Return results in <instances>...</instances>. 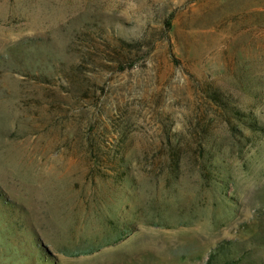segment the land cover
Masks as SVG:
<instances>
[{
  "label": "rangeland",
  "instance_id": "rangeland-1",
  "mask_svg": "<svg viewBox=\"0 0 264 264\" xmlns=\"http://www.w3.org/2000/svg\"><path fill=\"white\" fill-rule=\"evenodd\" d=\"M0 264H264V0H0Z\"/></svg>",
  "mask_w": 264,
  "mask_h": 264
}]
</instances>
